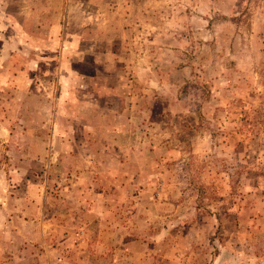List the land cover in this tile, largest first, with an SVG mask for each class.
I'll return each instance as SVG.
<instances>
[{"label":"rangeland","instance_id":"1","mask_svg":"<svg viewBox=\"0 0 264 264\" xmlns=\"http://www.w3.org/2000/svg\"><path fill=\"white\" fill-rule=\"evenodd\" d=\"M0 264H264V0H0Z\"/></svg>","mask_w":264,"mask_h":264},{"label":"crops","instance_id":"2","mask_svg":"<svg viewBox=\"0 0 264 264\" xmlns=\"http://www.w3.org/2000/svg\"><path fill=\"white\" fill-rule=\"evenodd\" d=\"M146 78H148V80L152 82L151 84L155 85L154 84L155 82H154V80L152 78H149V77H146ZM156 98H160L161 99V97H159L158 95L154 97V99H156ZM127 107H128L127 99H124V106L123 107H118L116 105L115 107H112V109L115 108L114 112H116L117 114H120V115H124V113H126ZM119 110H121V111H119Z\"/></svg>","mask_w":264,"mask_h":264}]
</instances>
